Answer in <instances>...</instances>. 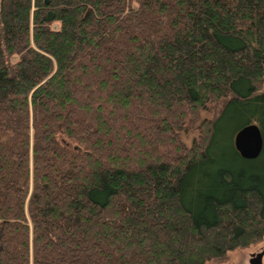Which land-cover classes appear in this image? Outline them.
I'll use <instances>...</instances> for the list:
<instances>
[{
	"label": "trees",
	"instance_id": "trees-1",
	"mask_svg": "<svg viewBox=\"0 0 264 264\" xmlns=\"http://www.w3.org/2000/svg\"><path fill=\"white\" fill-rule=\"evenodd\" d=\"M250 125L256 156L235 148ZM263 240L264 0H0V264Z\"/></svg>",
	"mask_w": 264,
	"mask_h": 264
},
{
	"label": "water",
	"instance_id": "water-1",
	"mask_svg": "<svg viewBox=\"0 0 264 264\" xmlns=\"http://www.w3.org/2000/svg\"><path fill=\"white\" fill-rule=\"evenodd\" d=\"M263 147V137L256 125L242 129L235 138V148L244 156H256ZM263 253H257L250 259V264H261Z\"/></svg>",
	"mask_w": 264,
	"mask_h": 264
},
{
	"label": "rangeland",
	"instance_id": "rangeland-1",
	"mask_svg": "<svg viewBox=\"0 0 264 264\" xmlns=\"http://www.w3.org/2000/svg\"><path fill=\"white\" fill-rule=\"evenodd\" d=\"M53 27L57 28L58 24H54ZM212 112H208L207 110H203L201 113V118L210 117ZM197 130H193L190 134L185 137L184 140L187 144H190L193 137L197 135ZM263 253L261 258V264H264V240L258 244L251 245L246 248L234 249L229 251L224 259L221 262L212 261L208 264H250V259L252 256L256 255L257 253Z\"/></svg>",
	"mask_w": 264,
	"mask_h": 264
}]
</instances>
